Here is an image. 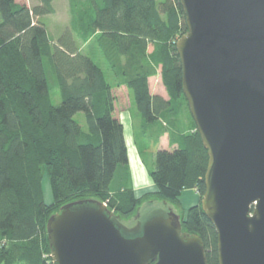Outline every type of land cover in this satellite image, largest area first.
Wrapping results in <instances>:
<instances>
[{"label":"trees","instance_id":"obj_1","mask_svg":"<svg viewBox=\"0 0 264 264\" xmlns=\"http://www.w3.org/2000/svg\"><path fill=\"white\" fill-rule=\"evenodd\" d=\"M37 1L0 0V264H53L46 223L66 203L105 201L124 218L152 197L180 205L187 190L198 200L180 214L182 231L199 235L207 263L218 264L217 234L200 204L208 155L175 47L187 29L179 0H69V24L56 42L42 18L53 0ZM77 41L92 42L107 69ZM157 67L167 99L149 90ZM114 86L127 89L143 127L157 123L177 144L155 154L154 192L133 190Z\"/></svg>","mask_w":264,"mask_h":264},{"label":"water","instance_id":"obj_2","mask_svg":"<svg viewBox=\"0 0 264 264\" xmlns=\"http://www.w3.org/2000/svg\"><path fill=\"white\" fill-rule=\"evenodd\" d=\"M179 2L187 29L175 47L208 155L200 204L218 264H264V0ZM46 232L53 264H208L201 237L170 207L129 226L101 201L76 200Z\"/></svg>","mask_w":264,"mask_h":264},{"label":"rangeland","instance_id":"obj_3","mask_svg":"<svg viewBox=\"0 0 264 264\" xmlns=\"http://www.w3.org/2000/svg\"><path fill=\"white\" fill-rule=\"evenodd\" d=\"M17 2L24 3L28 7H33L34 5L38 4L37 0H17ZM52 4L54 11L50 14L44 15L42 18L45 22L49 38L52 41L56 42L58 41L59 38H62V35L69 24V20H70L69 0H53ZM180 36H178V38ZM77 44L78 46L81 47L82 51L90 52L91 55L94 57L95 61L98 62V64L102 68H104L105 70L107 69L104 59L102 58L101 54L97 51L96 46L92 42L82 45V43L77 41ZM152 50L153 47L150 45L148 48V52L150 53ZM149 85L152 95H157L161 97L162 95L167 96L165 87L162 83L160 76V67H157V74L150 78ZM55 91L56 90L52 91V98H53V103L57 105L60 103L61 98L59 93ZM113 93L117 99L116 101L117 104L115 109L116 110L115 114L117 115V117L120 116L124 117V112L129 114L128 115L129 121L127 122V124L131 127V133H133L132 148L134 146L135 152L137 151V153L143 159L144 164L147 166V168L151 169L153 167L154 158L157 150L160 149L161 144L165 143L164 139L162 140L163 138L162 135H164V133L167 132L161 133L160 125L157 123L146 124V126L143 127L141 122L142 120L141 115L133 105L131 106L129 93L124 86H114ZM184 111L185 109H183V111L181 112L180 114L181 117L183 115L184 116L187 115L186 111L185 112ZM82 117L83 114L78 113L75 116V119L80 121ZM125 117L128 118L126 115ZM166 121L167 120L165 118L161 120L162 123ZM45 184L47 185L46 180L44 181V185ZM197 200L198 197H196V202ZM191 205L193 204H187V202H185L184 204L180 202V205H175L167 202V206H164V201L152 197L151 199L144 200L138 206L134 214L124 218L119 217V219L125 225H132L134 224L135 220L140 218V216L143 215L148 210H151L152 208H167V207L172 208L173 211L176 212L180 217V214L182 215L186 211V209H188V207Z\"/></svg>","mask_w":264,"mask_h":264},{"label":"crops","instance_id":"obj_4","mask_svg":"<svg viewBox=\"0 0 264 264\" xmlns=\"http://www.w3.org/2000/svg\"><path fill=\"white\" fill-rule=\"evenodd\" d=\"M17 1V0H16ZM152 77V76H151ZM148 79V83L150 81V78ZM149 90H150V85H149ZM151 93V91H150ZM167 93V92H166ZM152 94V93H151ZM164 99H167L168 96L162 95ZM125 115L128 117L126 118ZM129 114L124 112V117H118V119L122 122L123 124V133H124V138L127 146V152H128V163H129V170H130V175H131V183L133 190L135 191L137 196H141L145 193L148 192H154L155 191V186L149 176V170L147 166L144 164L143 159L140 157V155L135 152V148L133 146L132 148V136L133 133H131V127L127 124L129 121ZM123 116V115H122ZM186 119V117H185ZM158 123H161L163 127L167 126L165 122L158 121ZM187 129L190 128V122L188 121L187 118ZM162 140L164 139L165 143L160 145V148L163 149H174L177 147L176 143H170V139L168 136V133H164L162 135ZM196 197L197 194H195L194 190H187L184 191L180 197V202L184 204L187 202V204H194L196 202ZM49 200V198H48Z\"/></svg>","mask_w":264,"mask_h":264},{"label":"flooded vegetation","instance_id":"obj_5","mask_svg":"<svg viewBox=\"0 0 264 264\" xmlns=\"http://www.w3.org/2000/svg\"><path fill=\"white\" fill-rule=\"evenodd\" d=\"M168 208V207H167ZM137 220H135L134 224L136 223ZM133 225V224H132ZM130 226V225H129ZM155 262V261H154ZM154 262H152L151 264H153Z\"/></svg>","mask_w":264,"mask_h":264},{"label":"built area","instance_id":"obj_6","mask_svg":"<svg viewBox=\"0 0 264 264\" xmlns=\"http://www.w3.org/2000/svg\"><path fill=\"white\" fill-rule=\"evenodd\" d=\"M103 203H105V204H106V206H107V202H105V201H104Z\"/></svg>","mask_w":264,"mask_h":264}]
</instances>
